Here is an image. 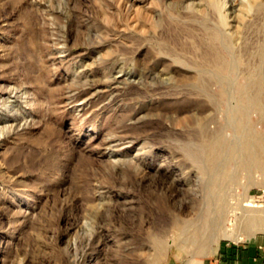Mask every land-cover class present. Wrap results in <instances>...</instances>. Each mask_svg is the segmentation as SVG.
Returning a JSON list of instances; mask_svg holds the SVG:
<instances>
[{
    "label": "rangeland",
    "instance_id": "obj_1",
    "mask_svg": "<svg viewBox=\"0 0 264 264\" xmlns=\"http://www.w3.org/2000/svg\"><path fill=\"white\" fill-rule=\"evenodd\" d=\"M239 126L264 139V0H0V264L264 260Z\"/></svg>",
    "mask_w": 264,
    "mask_h": 264
},
{
    "label": "bare ground",
    "instance_id": "obj_2",
    "mask_svg": "<svg viewBox=\"0 0 264 264\" xmlns=\"http://www.w3.org/2000/svg\"><path fill=\"white\" fill-rule=\"evenodd\" d=\"M210 53H211V50H210ZM216 58L217 57H215L214 59H216ZM238 128L244 134V136H243V150H244V152H243V155H242V158H241V161H240L241 166L246 167V168L247 167H250V166L251 167L256 166V167L260 168L262 171H264V139L261 138V137L255 138V136L253 134L245 131V129H244L245 127L242 128V127L239 126ZM130 142H131V140H130ZM224 147H225V141L218 134L216 135V137L214 138V141L212 143L207 144V146L205 145V150H207V153H206V155H207L206 161H207L208 166H209L208 168L210 170H214V172L217 170L218 175L224 174L223 171H225L224 169H223V171H221L218 168V164H219V153H220V150L222 148H224ZM235 150H236V148L234 146H231V151H232L231 152V157L234 155ZM220 180L221 179L218 178V179H216L214 181V184L216 186L215 188H217V186H220L221 187L222 184L220 185ZM220 187H218V188H220ZM244 205H245L246 208H245V210L243 212V218L245 219L246 224L248 226H254L257 222L262 221L263 216H264L263 213L259 212V210H256V209H249V210L247 209L249 206H254L252 203L247 202ZM207 213H209V212H207ZM204 217H205V215H204ZM212 222H213V220H212ZM218 222H216V223H218ZM205 223H207V222H205ZM212 226H214V225H212ZM248 226H246V227H248ZM209 227H210V224L208 223V228ZM216 227H217V225H216ZM205 228H207V227H204V229ZM213 230H214V228H213ZM198 231L200 233H202V227H201V229L199 227L198 228ZM212 233H213V231H212ZM228 233H230V232H228ZM193 240H195V239H193Z\"/></svg>",
    "mask_w": 264,
    "mask_h": 264
},
{
    "label": "crops",
    "instance_id": "obj_3",
    "mask_svg": "<svg viewBox=\"0 0 264 264\" xmlns=\"http://www.w3.org/2000/svg\"><path fill=\"white\" fill-rule=\"evenodd\" d=\"M217 264H264L262 258H254L249 249L222 247L215 258Z\"/></svg>",
    "mask_w": 264,
    "mask_h": 264
}]
</instances>
